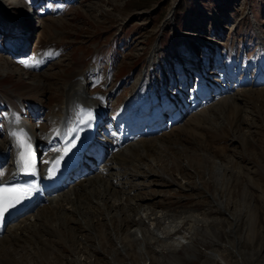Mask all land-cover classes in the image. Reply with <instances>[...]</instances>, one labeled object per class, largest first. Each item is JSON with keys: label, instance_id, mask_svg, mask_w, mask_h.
<instances>
[{"label": "rangeland", "instance_id": "rangeland-1", "mask_svg": "<svg viewBox=\"0 0 264 264\" xmlns=\"http://www.w3.org/2000/svg\"><path fill=\"white\" fill-rule=\"evenodd\" d=\"M27 1L0 0V16L7 17L9 13L16 10L18 12L28 10ZM55 1L65 5L60 18L55 16L54 20L48 21L43 17L42 20H39L37 10L34 14L35 17L28 10V22L26 21L24 30L25 32L27 29L28 36L25 43L27 48L23 50V53L29 51L32 56L39 51L40 47L51 45L54 46V52L61 53L59 61H54L56 55L54 59L46 60L44 63L43 66L47 69L39 73V76L47 77L48 75L49 78H46L43 86L38 88L33 86L34 81H31L30 76L13 63L7 52L2 54L0 51V100L4 101L0 104L7 105L4 108L8 112L6 95L16 97L18 103L20 102L18 115L30 125V118L24 117L27 113L21 106L22 99L17 96L32 102H28L26 107L31 104L36 105L37 110L32 111V120H36L37 114H46L50 108L52 109L48 112V116L53 117L56 110H59L62 101L66 99V91H69L74 82L80 80V75L90 72L85 69L96 64L110 69L105 70V74L111 71L114 77L117 74V81L112 86L116 87L125 82L130 91H133L136 83L141 81L142 71L147 66V52L156 45L158 39L160 41L161 37L164 38V43L169 47V43L174 38L178 52L183 55L185 51H189L188 41L184 37L178 36L177 31L180 35L183 34L181 36L190 32L208 40L212 61L215 65L220 60L219 55H216L218 46L212 43L214 39L223 42L221 44L226 45L230 51L240 46L245 52H250L249 62L255 58L257 61L249 64L251 68L245 74L239 73L238 69L237 72L232 73L233 70H229L228 74H225L226 78L233 74L232 77L236 82L238 81V84H234L233 87L228 84L222 88H227V90L231 88V93L235 91L234 94H231L232 97L239 96V99L235 98V102L240 101L242 119L246 121L240 131L237 133L231 131L226 121V112L218 114L214 120H210V123L207 124L209 128H217L219 134L217 137L208 134L205 137L206 141L218 138L214 146L226 156L225 161L230 162L228 167L230 173H226L224 178H219L216 185L211 179V173H216L214 167L207 164L202 173L197 172L194 168H184V158L181 157V153L178 154L181 160H179L180 167H175L172 154L178 148L173 150L174 147L180 146L183 149L188 148L190 152H197L195 145H192L196 141L192 140L188 143L185 140L186 133L160 140L159 144L164 143L165 146L170 147L160 150V156L155 155L156 147L147 148L144 151L141 149L137 154H134L136 157L133 161L134 165H131L133 168L130 166L132 172L128 171L127 173L137 171L138 167L146 162L143 161V158L145 159L148 154H153L152 157H154L149 160L150 166H153V169L158 168L170 179L165 180L152 176L154 173L152 172L151 175L148 170L146 171L148 172L147 176L143 174L137 179H132L127 175V179L122 180L124 186H127L125 184L128 183V186L124 187V192H131L130 196L136 198L137 208L140 206L136 210L137 212H130V217L134 218L132 221H142L139 226L152 231L148 234L147 241H144L148 242L147 247L145 244L141 246L145 253L143 259L135 263L130 253L135 252L136 249L133 247L129 250L118 236L113 237V245L106 246L104 244L102 245L103 250H100L102 246L97 243L96 237L98 236L95 227L100 222L112 223L113 218L120 210H113L110 217L103 218L96 217L94 214L91 216V213L82 210L83 215L76 217V224L82 233L78 229L76 230L81 238L78 242V250L71 251L67 246L63 247L61 252L63 256L62 259L58 258L59 262L76 264L77 261H80V264H95L97 258H104L105 261H102L101 264H106V262L119 264L114 261L115 257L113 260V253L116 251L121 255L120 258L123 256L124 264H264V93L261 97L253 91L259 88L256 83H262L259 82L260 80L264 83V74H262L264 57L261 59L260 54L252 52H255L256 47L259 48L262 42L260 39L262 37L255 32L256 26L259 25V29L264 33V0ZM66 2H70L68 13L64 12L67 7ZM48 17L51 18V15ZM40 21L44 23L41 24ZM254 21L258 24L256 25ZM190 43L196 46L197 50L199 47H209L208 43L204 45L201 42V38L191 40ZM262 44L264 45V41ZM173 50L175 49L171 48V61L174 57ZM160 51V46H155L151 50L150 58L155 55L153 66ZM201 56L203 57V55ZM16 57L18 56L16 55ZM161 57L167 60L166 55ZM97 59L100 60L94 63V60ZM222 65L225 66V63ZM177 66L179 70V64ZM82 69L85 71L82 72ZM239 74L241 75L239 76ZM113 76L110 80H113ZM234 79L231 81L235 82ZM132 80L133 82H131ZM239 80L245 82L239 83ZM238 85L240 87L235 88ZM262 89H264V85ZM250 91H252L251 96H246L245 93ZM137 95L138 92L135 93L134 98L137 99ZM188 122L184 123V127L192 128V126H187ZM37 123L38 121H36ZM43 125L49 129V119L46 120V123L39 124L38 128L34 130L39 132ZM167 125L171 126L172 124L170 125L166 120ZM3 126L5 127V121ZM197 131L199 134L203 133V128L197 129ZM0 136L4 138L1 127ZM176 138L180 139L174 146L175 142L172 143V141H175ZM4 140L5 143L0 139V148L7 147V139L4 138ZM197 140L199 142V139ZM136 146L140 148L138 145ZM145 153L147 155L144 157ZM170 153L172 154L170 155ZM215 161L220 162L219 159ZM139 162L140 164H138ZM113 167L116 168V165ZM163 181L166 183L161 185ZM148 183L151 184L150 187L145 186ZM216 188L222 191L220 197L223 199L218 200L223 204L221 209L216 203ZM94 191L105 193L103 187H95ZM85 196L89 198L88 193ZM73 198L74 195L72 196L73 201L79 199L76 197L74 200ZM115 201L118 202L116 199L111 202ZM75 203L77 204L76 201ZM66 205L65 209L62 207L65 211L60 212L58 222L54 223L60 227L62 217L68 218L72 215L68 210L72 204L66 202ZM165 213H168V216L172 218H168L169 220L163 223L164 227L170 226L172 222L173 225L178 226V232H172L170 236L163 235L160 229L164 227L160 226L161 228H159L158 222L155 221L157 216ZM44 225L41 222L38 227ZM87 227H90L89 233L85 231ZM133 227L134 238L141 240L140 227L135 225ZM109 228V232H111L112 225ZM214 232L221 233L219 238L215 236ZM33 249L28 246L16 252L15 255L21 259L24 254V263L35 262L34 264H36L38 258L33 256L36 251ZM93 251H95L94 256H92ZM29 255H31V259H29ZM50 264L58 263L51 262Z\"/></svg>", "mask_w": 264, "mask_h": 264}, {"label": "bare ground", "instance_id": "bare-ground-1", "mask_svg": "<svg viewBox=\"0 0 264 264\" xmlns=\"http://www.w3.org/2000/svg\"><path fill=\"white\" fill-rule=\"evenodd\" d=\"M154 57L155 55L151 56L150 58L151 62L154 61ZM26 74L30 76L31 81H34L33 86H35L36 88L43 86L46 78H49L48 75L47 77L45 75L39 76V73L32 72V70L30 69L28 72H26ZM79 79L80 80L78 82L73 83L69 91H66V99L62 101L59 110L58 109L56 110L55 116L53 117L50 116V120L53 122H50L49 120V125H50L48 126L49 129H47L43 125L39 129V132L35 131L34 127L31 126L29 122H27L24 118L18 115L20 102L18 103V100H16L14 97L6 95V98H7L6 102L8 103V109H7L8 115L6 116V120H5V129L12 131L16 127L18 130H21L23 132L29 129L32 136L35 138H38L37 136L38 133L46 137H52L54 134V130H56V127L60 125L59 122H60L61 114L62 116H64V120H63L64 122L69 121L71 118L72 110L77 111L81 103L85 104L86 107L88 104L95 110L97 109L101 110L104 105V99H103L104 94L102 95L101 93H99L100 95L97 97L87 96V85L89 84V81L91 79L90 72L80 75ZM259 82H262L260 84L256 83V86L259 88L258 89L256 88L253 91L255 94L257 95L259 94L262 97L263 96L262 94L264 93V89H262V86L264 85V83L261 80ZM231 91H232L231 88H228V90L227 88H220L217 91V96H216L217 104L216 103L213 104L210 98H208V99H205L207 100V102L202 103L196 110L194 108L193 101H188L186 104L190 106L185 110L184 115H182L180 118L175 119L171 126H168V125L166 126L165 117L161 120L157 118L151 119L149 125L151 124L155 125L156 123H159L158 126H160V128L152 127L149 132L147 133L144 132L143 134H145V136L142 138L140 142L136 144L140 148H138L136 145L127 147L125 150L120 152V154H118L113 159L114 165L117 166L116 168H113V169L115 170L119 169L120 171H122L121 174H115V178H118L121 176L123 180L124 178L127 179L126 176L129 175V178L137 179L143 174L144 176H147L148 172L146 171L149 170L151 175L154 173L152 176L163 178L165 180L166 179L170 180L168 175L165 176L164 173H162L158 168L153 169L152 168L153 166H150L149 160L154 157V156L152 157L153 154L147 155L145 153L143 156L144 157L146 155L147 156L145 157V159L143 158V161L145 160L146 162L141 164V166L138 167L137 171L135 172L133 171L134 173H130V172L127 173V172L131 171L130 166L134 165L133 161L136 157V155L134 154H137L141 149H143L144 151V149L156 147L155 155L160 156V153H159L160 150H166L170 148L168 146H165L164 143L159 144L160 140L166 137L171 138L173 136H176L179 134L183 135L184 133H186L187 138L185 137V140H187L188 143L192 140L196 141L195 142L196 144L193 143L192 145H195V150L197 152H190L188 148L183 149L180 146L174 147L173 150L175 148H178V149L174 150L173 152L174 154L170 153V155L172 154V159L174 161L173 165L175 167H180L179 166L180 158L178 157L179 153H181V157L184 158V166H183L184 168H188V169L194 168L196 169L197 172L202 173L206 169L207 164H208L211 167H214L216 169V173H213V172L211 173V176H212L211 179L217 185L219 178H224L227 175L226 173H230L228 169L230 162L225 161L226 156L223 154V152H220L219 149L214 146L215 142L218 141V138H214L212 140L206 141L205 137L208 134H212L214 137H217L219 134L218 133L219 131L217 128H214V127H213L214 129L209 128L207 127L208 126L207 124L210 123V120H214L218 114H221L224 112H226L225 113L226 121L231 131L236 132V133L239 132L241 129V126L246 123V121L242 119L240 101L238 100L237 102H235L239 96L232 97ZM245 94L246 96H251L252 91L247 92ZM133 100H134V97H133ZM3 102L4 101L0 100V103H3ZM16 117L19 118V122H16L15 120ZM173 118L174 117H172L171 120H173ZM186 121L187 122L189 121L187 126H192V128L184 127V123ZM201 128H203V133L200 132L199 134L197 129H201ZM57 139L61 141L60 137H57ZM178 139L176 138L175 141H172V143L175 142L173 144L174 146H176L175 144L177 143L176 141ZM197 139H199V142ZM54 141H55V138L53 137V142ZM7 144H8V141H6V146ZM5 149L6 148H0V152H3L2 155H5V152H4ZM52 154H54V151H51L49 153V155H52ZM216 159H219L220 162L219 163L216 162L215 161ZM222 162L225 163V165H223ZM138 164H140V162ZM231 174H232V171H231ZM105 178L106 177H103V176H94V177H91L90 179H85L83 182H79V184L75 185L74 189L71 190L70 193L68 192V193L62 194L59 197V199L53 200L47 206L39 210V212L36 215L30 216L28 218H24L20 224L16 225L15 228H10V231L7 234L5 233V236L0 240V264H30L27 262L24 263L25 262L23 261V258H25L24 254L22 255V258L20 257L21 259H18V256L15 255L16 252H19V250H21L22 248L28 247V246L29 248L32 247L36 250L33 253V256L38 258L36 264H41V263L50 264L51 262L52 263L56 262L58 264H64L62 262H59L60 260H58L59 257H61L62 259V256H63V254L61 253L62 248L67 246L71 251L78 250V247H79L78 242L79 240H81V238H79L80 235H78L76 232V230L79 228V226L76 224V220L78 218L77 215L79 216L83 215L82 210L88 211L89 213H91V216L95 215L96 217H99V218L110 217L111 212L113 210H116V209L120 210V212H117V215L113 218L112 223L105 224V223L100 222L98 226L95 227L97 229V236H98L96 237L97 243L99 244V246H102L104 244L106 246L107 245L110 246L114 244L113 237L118 236L121 239V241L126 245V247L129 248V250L132 249L133 247L136 249L135 252L130 253L135 263L143 259L145 253L142 251L141 246L145 244V247H147L146 245L148 242L146 243L144 241H147L146 238H148V234L152 233V231H149V230H146L140 227L139 223L142 224V221L140 222L132 221V219L134 218H131L132 216L130 217V212L136 211L137 209L140 208V206L137 208L138 205L136 202V198L130 196L131 192L129 193L126 192L127 194L124 192L125 191L124 187H127L128 183L126 182L127 184L125 185L127 186H124L123 182H115V181L110 182L109 180H104ZM165 183L166 181H163L161 182V185H164ZM145 186L150 187L151 184L148 183ZM95 187H103L106 194L103 193L102 191H94ZM86 193H88L89 198H86L85 196ZM215 193H216V203L219 204L218 208L221 209L223 204L219 202L218 200L223 199L222 197H220V193L222 194V191L219 188H216ZM73 195H74V198H73L74 200L76 199V197L79 198L78 200H75L77 204L75 203V201L72 200ZM114 199L118 201L117 202L118 204L116 203V201L113 203L111 202ZM66 202H70L72 204L68 208L69 212L72 215L68 216V218H66V216L62 217V223L60 227L58 226V224L56 225L54 223L58 222L57 219L60 218L59 216L60 212L65 211L64 204L62 203H66ZM88 205H90V208H88ZM62 207H64V209H62ZM168 218H172L168 216V213L167 214L165 213L159 217L157 216L155 221L158 222V227L159 228H161L160 226L164 227L163 223L168 221L169 220ZM126 219L130 221H127ZM41 222L45 225L40 226L41 227L40 229V227H38V224ZM111 225H112V231L109 232L110 231L109 226ZM134 225L137 227H140L139 231L142 234L141 240L134 238V234L132 231V228H134L133 227ZM43 228L46 230H44ZM78 230L80 232V229ZM89 230H90V227L85 228V231H87V233H89ZM160 230H162L161 232H163V235L168 234L170 236L172 235V232L173 233L178 232V226L173 225V222H172L170 223V226L161 228ZM214 234L217 238H219L221 233L219 234L218 232H214ZM100 250H103V246L101 247ZM94 253L95 251H93L92 256H94ZM147 255H148V252H147ZM95 257H98V256L95 255ZM114 257H115V260H114ZM120 257L121 255H119L116 251H114L113 260L118 262L119 264H124L125 260L123 259V256L122 258ZM29 259H31V255H29ZM102 261H105V259L97 258L95 261V264H101ZM79 262L77 261L78 264H80ZM34 263L32 262V264ZM106 264L108 263L106 262Z\"/></svg>", "mask_w": 264, "mask_h": 264}, {"label": "snow or ice", "instance_id": "snow-or-ice-1", "mask_svg": "<svg viewBox=\"0 0 264 264\" xmlns=\"http://www.w3.org/2000/svg\"><path fill=\"white\" fill-rule=\"evenodd\" d=\"M39 63V61H35ZM25 67H29L28 63H24ZM95 114L89 109H78L77 119L74 125L61 133L57 130L56 135H63L65 137L63 147H53L49 151L59 153L58 157L54 161H43L44 163H51L49 168V175L54 176L56 171L59 170L60 165L64 161L65 157L77 147V142L80 140V132L85 128L92 126L95 121ZM16 122H19V118H15ZM12 136L16 142L17 148L16 167L19 172L26 175H35L37 168V156L34 150V146L31 143L30 137L26 133L13 132ZM51 143V141H49ZM4 172L0 171V177H3ZM31 194V188L24 186H0V224L6 218V215L12 210L21 205Z\"/></svg>", "mask_w": 264, "mask_h": 264}]
</instances>
